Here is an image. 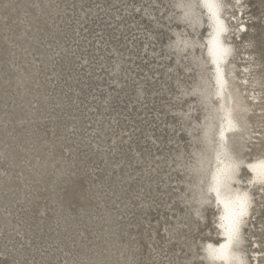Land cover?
Masks as SVG:
<instances>
[{"label": "rangeland", "instance_id": "obj_1", "mask_svg": "<svg viewBox=\"0 0 264 264\" xmlns=\"http://www.w3.org/2000/svg\"><path fill=\"white\" fill-rule=\"evenodd\" d=\"M173 3L0 0V264H200L215 242L214 212L183 203L199 72L172 49ZM242 4L227 42L234 66L251 56L264 137V0Z\"/></svg>", "mask_w": 264, "mask_h": 264}, {"label": "bare ground", "instance_id": "obj_2", "mask_svg": "<svg viewBox=\"0 0 264 264\" xmlns=\"http://www.w3.org/2000/svg\"><path fill=\"white\" fill-rule=\"evenodd\" d=\"M218 2L219 0H214L216 16H213L212 11L206 6L205 0H201L200 9L194 8L191 0H174L173 3V11H178L179 14L174 19L177 23L184 25L185 29L182 32H173L175 42L172 49L178 55L188 56L191 65L199 72L193 90L183 93L186 98L196 100L201 112L200 121L193 120V127L188 128L193 132L198 131L200 137L197 141L200 143V147L192 150L194 159L186 162L184 167L188 171L187 176L190 177V182L184 183V186L187 187L186 190L189 191V196H184L183 203L191 205L195 216L199 212V209L196 208L197 193L203 197L201 180L207 179L210 173L214 174L217 165L223 167L225 154L230 149L237 154H243L249 165L260 164L262 160L258 157L264 155L262 150H256L255 153L250 150L251 148L256 149L258 144L264 141L263 136L253 135L256 132L253 130L255 121L263 118L262 97L255 89L261 83L258 82V78H251L253 67L250 65V54L244 52L241 65L239 67L234 66L233 60L236 55L234 45L227 42L229 38L227 34L231 28L227 18L234 10L238 15L242 14L243 0H232V3L229 0H224L223 7H217ZM228 19L230 21L232 19L235 23L239 18L230 15ZM217 21L223 27L219 36L220 42L223 48L227 49L218 66L213 62V57L209 51L210 41L217 34ZM236 28V35H238L244 31L246 26L244 23H238ZM202 33H206V35L200 39L199 36ZM238 68L239 75L235 73ZM188 113L187 116H190L191 119L197 114L194 108H189ZM213 156L215 162H213ZM242 175L244 187L252 195L253 206L250 211L246 212L241 226L243 239L241 251L247 260V264H264V249L254 239L256 237L254 233L259 231L251 223L253 214H257L254 212L256 210L254 195L260 193L261 196L258 199L264 203V188L259 184V181L264 177L259 174L258 169L253 171L250 167L244 169ZM208 209H211L216 215L212 208L209 207ZM244 227L248 229V236ZM214 229L216 233L215 242L212 239L199 242L203 252L201 251L202 253L196 259L197 261L201 259L200 264H227L212 251L219 249V244L227 242L223 230ZM209 245L212 246L211 250Z\"/></svg>", "mask_w": 264, "mask_h": 264}, {"label": "clouds", "instance_id": "obj_3", "mask_svg": "<svg viewBox=\"0 0 264 264\" xmlns=\"http://www.w3.org/2000/svg\"><path fill=\"white\" fill-rule=\"evenodd\" d=\"M191 3L194 8L200 9L201 0H191ZM223 6L224 0H219L217 7ZM258 159L264 161V155ZM213 162H215L214 156ZM248 168L246 157L230 149L225 154L223 167L217 165L214 174L210 173L207 179L201 180L203 197L197 193L196 208L199 212L196 213V218L206 224L208 218L204 210L210 207L215 211L213 227L217 231L223 230L228 242L226 251L220 255L219 259L226 261L227 264H247L241 251L243 245L241 226L246 212L253 206L252 195L243 184V170ZM259 184L264 188V179L259 181ZM229 236H231L230 240ZM222 244L225 243L219 244V248Z\"/></svg>", "mask_w": 264, "mask_h": 264}, {"label": "snow or ice", "instance_id": "obj_4", "mask_svg": "<svg viewBox=\"0 0 264 264\" xmlns=\"http://www.w3.org/2000/svg\"><path fill=\"white\" fill-rule=\"evenodd\" d=\"M206 6L209 8L210 11H212L213 16H216V4L214 3V0H205ZM218 27L216 29V36L210 41V54L213 57V62L219 65L220 59L223 58V56L226 54L227 49L223 48L219 36L220 33L223 31L222 25H220L219 21H217ZM219 70V69H218ZM250 168L253 169V171H256L257 169L259 170V174L264 177V161H261L260 164L258 165H249ZM226 235H228L226 233ZM231 239V236H229V240ZM228 247V242L225 244H222L219 249L212 250L214 254L217 255L219 258L221 254H223ZM209 249H212V246L209 245Z\"/></svg>", "mask_w": 264, "mask_h": 264}]
</instances>
